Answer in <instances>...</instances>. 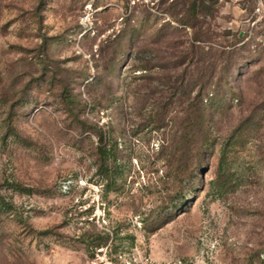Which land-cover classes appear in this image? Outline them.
<instances>
[{
    "label": "rangeland",
    "instance_id": "obj_1",
    "mask_svg": "<svg viewBox=\"0 0 264 264\" xmlns=\"http://www.w3.org/2000/svg\"><path fill=\"white\" fill-rule=\"evenodd\" d=\"M190 3L0 0V264H264V0Z\"/></svg>",
    "mask_w": 264,
    "mask_h": 264
},
{
    "label": "trees",
    "instance_id": "obj_2",
    "mask_svg": "<svg viewBox=\"0 0 264 264\" xmlns=\"http://www.w3.org/2000/svg\"><path fill=\"white\" fill-rule=\"evenodd\" d=\"M207 1H209V0H192V3H190V8H189V11L192 12V19H197L200 16V14H205L206 16H208L209 14H212V12H214V8L205 6V2H207ZM190 2H191V0H190ZM198 3L200 4L201 8L207 10L205 13H202V11L200 10V7H198V5H197ZM214 3H216V2H214ZM189 20H191V19H185V20L181 21V23L185 26H188L189 24H192ZM138 71H146V69L144 67H142V70L138 69ZM142 78L144 79V76H142ZM94 130H95V133H96L97 137L99 138V140L101 142H103L105 139V133L103 132L102 128L95 125ZM98 151H99L100 158L102 160H104L103 162H106L107 158H108L107 157L108 152H106V149L104 150L102 148V146H99ZM222 153L223 154L221 156V162H220L221 168L220 169L223 168L224 163L227 160V151L224 149L222 151ZM102 167L104 168V164ZM111 236H112L111 232H108L106 230H101L100 233L92 234V235L85 232L81 238L83 239V242L85 243L87 248L90 251L95 252V251H98L101 248L107 246L109 240L111 239Z\"/></svg>",
    "mask_w": 264,
    "mask_h": 264
}]
</instances>
